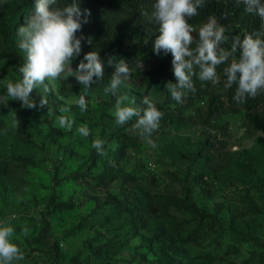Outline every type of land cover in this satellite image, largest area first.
Returning a JSON list of instances; mask_svg holds the SVG:
<instances>
[{
	"label": "rangeland",
	"instance_id": "374dc122",
	"mask_svg": "<svg viewBox=\"0 0 264 264\" xmlns=\"http://www.w3.org/2000/svg\"><path fill=\"white\" fill-rule=\"evenodd\" d=\"M24 2L0 0V95L5 81L20 79L25 62L17 30L34 9L25 20L11 19ZM77 3L83 18L85 9L90 13L76 33L81 48L90 37V45L121 59L117 36L95 22L112 17L85 0ZM76 65L72 59L69 67ZM110 80L86 89L62 75L48 105H39L42 88L29 94L35 108L0 104V223L16 216L13 242L24 252L14 264H264V124L255 129L241 112L205 123L199 92L222 91L221 78L213 85L193 77L196 92L182 103L165 87L175 82L173 71L153 82L129 79L116 95L105 92ZM125 93L136 106L148 96L163 113L151 136L156 147L141 138L135 117L116 124V98ZM80 95L83 112L75 103ZM64 107L69 111L61 112ZM14 112L17 129L9 127ZM60 116L74 120L71 130L59 126ZM217 124L227 125L225 137ZM81 126L88 136L77 131ZM97 138L105 142L103 156L92 147ZM144 191L164 194V207L135 206L134 195ZM69 198L75 206L59 205Z\"/></svg>",
	"mask_w": 264,
	"mask_h": 264
},
{
	"label": "clouds",
	"instance_id": "9594fccd",
	"mask_svg": "<svg viewBox=\"0 0 264 264\" xmlns=\"http://www.w3.org/2000/svg\"><path fill=\"white\" fill-rule=\"evenodd\" d=\"M236 2L243 3L245 11L258 16L261 21L256 32L245 34L242 39L239 35H226L227 29L218 24L215 17H209L198 30L189 23L199 14L198 9L204 6L205 0H155L150 12L141 11L145 21L157 26L153 52L157 55L171 53L175 82L168 81L165 87L176 102L182 103L189 93L196 92L193 77L201 82L211 81L213 85L220 83L217 68L221 65H225L222 69L225 77L223 86L225 89L234 88L233 100L237 103L264 92V2ZM89 14V10L85 9L83 23L88 22ZM81 26L77 0H71L63 7L58 5V0H34L33 13L17 30L18 47L25 56V62L19 68L21 77L15 82L5 81L6 91L0 95V104L7 107L8 101L12 100L19 101L21 108H35L37 105L29 94L42 88L45 95L40 96L39 105H48L47 94L56 91L55 82L62 75L65 79L74 76L86 89L94 81L102 80L104 62L95 50L84 54L75 71L69 67L72 59L81 52V38L76 35ZM193 33H197L198 38ZM194 40L196 46L193 48ZM229 41L230 46L225 47ZM87 42L92 43L90 37ZM114 62L115 71L105 92L116 95L119 86L130 79L131 71L122 58L117 61L116 57H109L107 60L109 65ZM75 103L82 112L86 110L83 95ZM47 111L51 115V110ZM60 111L68 112L69 108L64 107ZM114 116L117 125H124L135 117L134 128L139 130L147 144L156 147L151 136L158 130L163 113L157 108L155 100L145 96L140 106H136L135 99H130L127 93L121 94L116 98ZM73 123L74 120L66 116L58 118L61 128L71 130ZM9 127H19L15 112ZM77 131L83 136L89 135L87 126H81ZM104 143L99 138L92 142V147L101 156L105 155ZM14 219L16 216L12 215L0 223V264H14L24 259V252L13 242L15 229L10 221ZM29 231L28 227H23L22 235L27 237Z\"/></svg>",
	"mask_w": 264,
	"mask_h": 264
},
{
	"label": "trees",
	"instance_id": "16d2710c",
	"mask_svg": "<svg viewBox=\"0 0 264 264\" xmlns=\"http://www.w3.org/2000/svg\"><path fill=\"white\" fill-rule=\"evenodd\" d=\"M88 5L98 11H102L109 16L108 18L95 19L97 27L103 32L117 36L120 43L119 52L120 58H122L131 71V77L134 82H153L158 81L164 74L172 71L171 53L161 52L159 55L153 52L152 43L155 36L158 34L157 26L153 23L145 21V17L141 15V11H151L152 5L155 0H85ZM71 0H58V5L63 7L69 4ZM264 2V0H262ZM34 9V0H25L22 6L12 14V23L18 20L26 19L28 13ZM22 13H25L22 15ZM198 15L191 18L189 23L193 25L197 30L200 26L206 23L209 17H215L218 24L223 25L227 31L226 35H239L241 39L245 34H251L256 32L260 26V18L254 14H249L245 11V5L243 3H237L236 0H205V4L202 8L198 9ZM81 14V20H83ZM197 37V33L192 34ZM128 40L130 42H126ZM145 41H147L145 43ZM196 46L195 40L192 45ZM230 46L229 44L224 45ZM97 51L101 60L104 62V77L110 78L115 71V66L107 63L108 54L101 52L97 46L86 45L81 48V52L78 56L74 57L78 64L84 58V54L89 51ZM139 63V66H137ZM221 65L217 68L219 76L222 81V91L210 92L208 87L199 92L204 96V103L206 107V120L205 123H209L212 118H217L229 113H243L245 119L249 125H253L255 129L263 127L264 124V92L259 93L255 98L248 97L243 103H237L233 100L234 88L225 89L223 81L225 79L223 75V67ZM77 69V65L73 67ZM74 70V71H75ZM216 131L225 137L228 134V127L226 124H217ZM221 141V140H220ZM243 166H248V161L242 162ZM88 179L96 178L98 182L102 180V176L86 175ZM95 181V180H94ZM164 194L153 192H141L136 193V204L139 203V207H148V209L154 211L155 209H161L164 207L161 196ZM63 207H73L76 205V201L73 198H69L61 204ZM126 206L130 205L125 203Z\"/></svg>",
	"mask_w": 264,
	"mask_h": 264
}]
</instances>
